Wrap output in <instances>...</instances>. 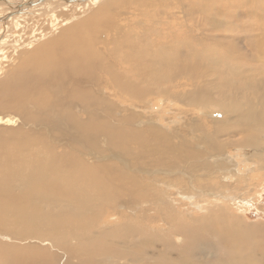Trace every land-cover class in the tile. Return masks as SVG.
Instances as JSON below:
<instances>
[{"label":"bare ground","instance_id":"bare-ground-1","mask_svg":"<svg viewBox=\"0 0 264 264\" xmlns=\"http://www.w3.org/2000/svg\"><path fill=\"white\" fill-rule=\"evenodd\" d=\"M40 1L7 0L11 4L1 11L0 22H14L15 28L21 13L37 20L58 7L27 11L24 5L15 13L13 5L34 7ZM75 1L82 2L56 0L62 11L73 12L66 13L70 19L62 21L64 29L27 42L31 49L22 54L17 70L0 79V111L24 115L21 127L0 129V264H264V235L255 240L244 232L218 233L190 210L189 224L176 227L186 237L179 243L178 236H170L178 212L170 203L174 199L162 201L154 192L166 190L157 176L187 181L190 175L179 171L178 162L192 165L193 172L215 171L220 169L215 161L212 167L198 163L212 156L222 161L223 145L264 146L259 136L264 131V0H104L126 8L138 3L136 18H156L160 28L148 26L141 35L132 29L123 34L119 19L108 11L113 4L98 7L101 0H89L91 9ZM76 9L84 19L68 23ZM57 12L40 25L45 29L51 21V34L62 23ZM119 64L129 72L120 71ZM173 78L174 86L168 87ZM109 90L125 102L142 103L151 94L168 96L165 104L191 111H224L216 132L205 138L212 151L203 157L189 143L170 139L168 123L174 122L155 121L145 130L143 119L130 127L125 115L113 116ZM6 114L0 112V124L14 127L19 121ZM199 122L194 131L202 130ZM236 136L240 140H230ZM154 165L159 169L152 170ZM182 193L179 197L187 200ZM120 198L132 212L107 222L112 209L127 208ZM143 204L163 209L158 220L166 231L151 230L153 218L138 221ZM206 230V237L191 233ZM207 247L216 260L204 261Z\"/></svg>","mask_w":264,"mask_h":264},{"label":"rangeland","instance_id":"rangeland-1","mask_svg":"<svg viewBox=\"0 0 264 264\" xmlns=\"http://www.w3.org/2000/svg\"><path fill=\"white\" fill-rule=\"evenodd\" d=\"M17 1L19 2L20 0H16V2ZM23 1H26V0H23ZM67 1H71V0H67ZM80 1H82V2L81 3L77 2V1H75V2L79 3L80 6L87 4L91 9L93 8L90 5L91 2H89V0H80ZM134 1H137V0H134ZM106 2H108V1L106 0ZM142 2H144V1H142ZM153 2L155 3L154 0H153ZM157 2L159 3L161 1H157ZM39 3L40 4H37L34 7H29L28 5H25L27 7L24 6L23 8H26V10L29 11V10H34L35 8H43V9L47 10V8L52 7L51 5H53V6L57 5L58 7L60 6V5H58L59 3L56 2V0H53V1L52 0H45V1L42 0ZM43 3L45 6L43 5ZM64 3H66L65 5L69 4V2H64ZM71 4H73V3H71ZM101 4L104 5L105 1L101 0V3H99L97 6L98 7L103 6ZM109 4H113V3L110 2ZM109 4L106 3L105 6H109ZM9 5L10 4L6 1L0 2V14L1 15H3L4 10L7 7H9ZM129 5H130V8H129V6H128V8H126V6L119 7L117 5L115 6V4H113L114 7L111 5L110 9H108V11H111L113 14H115L116 18L119 19L120 25L124 30L123 31L124 35L127 34L126 32H128L129 29H132V31L136 35L137 34L141 35V34L147 32V29L149 30L150 28H153V29L160 28V26L154 25L153 20H157V19L156 18L153 19V16H151L152 20L150 19L151 17L150 18L147 17L148 20L144 21L145 23L143 22V19H146V18H143L142 16L139 17L140 19L136 18L137 17L136 14L138 12H140L141 7H139V10H137V11H135L134 8L140 4H138V3L132 4V2H131ZM131 6H133V7H131ZM10 7H12V6H10ZM58 7H56V6L52 7L51 9L54 8L55 10H53L52 12H49L50 14H47V15L51 16L54 14V12L59 11L57 13H58L59 18H61V19H58L56 17L57 16L56 13L54 14V15H56L55 17H56L58 22H59V20H60V22H62V21L64 22V20H69L70 17L67 16V14L70 15L71 13L73 14V12L69 13V11L67 12L66 10L62 11L61 9H65L64 6H62V8H58ZM115 7H117V8H115ZM12 9L15 10L13 7H12ZM72 9H74V8H72ZM96 10H93V12H95ZM60 11L62 12V17L59 14ZM77 11H78V14L76 13ZM79 11L80 10L76 9V11L73 15L74 20H71L68 23H72L77 19H80V20L84 19V17H83L84 13L80 12V13H82V15H81L79 13ZM10 12H12V11H10ZM93 12L90 14H93ZM64 14L67 17L66 16L63 17ZM119 14H120V16H118ZM122 14H124V15H122ZM28 15H26V14L23 15V13L19 14V16H17L14 19V20H18V22H17L18 25L16 24L15 28L13 27L14 22H12L11 24H10V21L9 22H7V21L0 22L1 23V25H0V37H1L0 38V44H1L0 45V79L5 78V75L10 74L11 72L14 73L15 70H17L16 66L21 61L22 54L25 51H27L28 48L31 49V47L27 45V42L31 41V39H34V37L41 39L42 36H47L49 34H50V36L51 35L56 36L60 31H62L64 29V28L63 29L61 28V27H63V25L65 26V24L62 22L59 24V27L56 30H53L54 32H52V33H55V34H51V33H49L52 31L51 30L52 28H50L51 27V21L46 20L47 21L46 28L48 30L46 28L43 29L42 26L40 27V25H42L41 23L45 24L44 23L45 20H43V19H48V18H50L49 16H46V18H43L44 17L43 15H40L38 17L36 16L37 20H34L35 15H29V16ZM76 15H78V16L80 15L81 17L80 16L76 17ZM109 15H110V13H109ZM86 16H89V13ZM131 16H133V17H131ZM12 17H15V16H12ZM223 17H225L227 19L226 16L223 15ZM131 18H134L136 21H134V20L129 21V23L125 22ZM29 19H31V20H29ZM218 19H222V17H218ZM50 20H53L52 17ZM137 20L138 21L140 20V21L138 22ZM121 21H123V22H121ZM148 21L152 25H149ZM48 22H50V23H48ZM4 25L6 28L4 27ZM128 26H131V27L129 28ZM132 26H134V27H132ZM34 27L36 28V30L34 29ZM39 28L40 29L42 28V29L40 30ZM37 29H38V31H37ZM44 30L45 31L47 30V31L45 32ZM58 30H59V32H58ZM34 31H36V32H34ZM39 31H41V32L39 33ZM37 32H38V35H35V34H37ZM41 33H42V35H41ZM43 33L45 35H43ZM122 37L125 38L126 36H122ZM119 38H121V36H119ZM19 55H20V57H19ZM116 65H117V63L115 64V66ZM118 69L121 71L123 69V65L119 64ZM123 72L128 73L129 70H127V68H124ZM140 73H142V72H140ZM166 84L168 87H173L174 86V78L171 80V83H166ZM169 84L171 86H169ZM181 91H183V89H181ZM108 92L109 93L107 95L109 96L111 103L114 104V106L112 107L113 116L117 117V116H115L116 112H118L122 116L125 115L126 117L124 116V118L128 119V121L130 122V125H131L130 127H134V126H132V124L139 123L143 119L145 122V124H144L145 130L150 129L151 128L150 124H152V122H155V121H157L159 125L161 123L165 126H166L167 122H174V123H172V125L168 123L169 126H173L169 132L172 133L174 137L172 135L168 134L170 139H172L176 143L181 144L182 146H183V144L189 143L188 145H190L195 151L197 149V152L202 151L204 153V151H206V152L212 151L210 149L209 143H206L205 138L209 135L210 136L213 135V133L216 132L217 126H216L215 122L224 118L223 117L224 111L221 110L222 111L221 112V111H216V110H208L207 108L191 111L189 107H186V106L184 107L182 104H179V103H177L175 106H173L169 103L165 104L167 99H168V96L167 97H165V96L164 97H158L156 95H151V94L147 97V99H144L145 101L142 100V103L138 100H135V99H131L130 101L125 102V100L123 101V99L120 98L119 93L113 92L111 90H109ZM115 93L118 94V95L116 94L117 98H115L116 97L114 95ZM153 96H155V97L153 98ZM118 97H119V100H118ZM121 99H122V101H121ZM172 100L175 101L176 99L172 98ZM261 109H262V107H261ZM0 112L3 115H5V113H7L6 115L10 114L11 116H14L19 121L17 124H15L14 127H13V125L8 126V125H3V124L1 125L0 124V129L5 127V128H3V132H5V129H13L15 127H21L22 126V122L24 121L23 120L24 115L22 114L21 111H6V112L0 111ZM22 115H23V117H22ZM81 116H83V114L80 115L79 117H81ZM17 117H20V119H18ZM166 120H167V122H166ZM198 120L200 121L199 122L200 125H202V130L194 131L192 126H193V124H196L195 122ZM6 126H8V127H6ZM235 130H237V129L235 128ZM143 132L145 133L146 131H143ZM206 133H207V135H205ZM195 136H197V137H195ZM259 136L262 137V139H263L262 141H263V145H264V131L259 133ZM146 137H148L149 142L153 141V139L150 137V134H146ZM179 138H181V139H179ZM227 139H228V137L222 138V140H227ZM230 140L237 142L238 140H240V136L233 137ZM194 143H196V144H194ZM197 143H198V145H197ZM223 147L224 148L222 149V152H221L222 156L220 157L221 159L223 158L222 161L217 160V158H218L217 156H212L211 158L209 157L210 160L209 159H204V160L200 159L199 161H203V162L198 163V164H203L205 162L208 165V167H212V165L214 163L213 161H215V164H217L216 168L220 167L219 170L217 169L214 171L212 168L213 171H211V170H205V171L200 170L198 172H193L195 167H193L192 165H190V166L189 165H186V166L181 165V163L178 162L180 164L179 171H184V172L188 171V173L190 175V176H188V178H186L187 181L186 180L181 181L180 179L175 178V177H172V178L167 177V179H166L165 175H163L162 179H160L159 176H157V178L159 180L158 181L159 184L164 186L165 187L164 189H166V190L158 191L156 189V187L152 186V189L157 190V191H154V192H156V195L158 194L157 198L163 199L162 201L169 202L170 198L174 199V201H170V203L174 206V208L176 210H178V212H177V214H174L176 216L175 221L174 220L171 221V222H175V223L171 224V225H174V227H171L172 234L170 236H172V237L178 236L176 239H179L178 240L179 243L186 242V237H185V234H182L178 231L175 232L177 230L176 227L180 224H182V225H186V224L188 225L189 224V221L188 222L185 221V216H186V213L188 210L193 211L194 216L199 217V218H203L204 220H208L209 222H212V224H211L212 227L218 233H220L221 230L222 231L230 230L231 232H238V233L244 232L255 240L258 238V236H260V234L264 235V159H263L264 158V146L259 145V149H257L258 151L256 150V148H258V147H256V146L252 147L250 145L243 144V143H240L239 145L230 143L228 145H223ZM248 149H249V151H248ZM213 152H215V151H213ZM203 153H201V155L204 157L205 153L204 154ZM227 154L230 157L227 158ZM249 155L251 156V158ZM225 156H226V158H225ZM131 159H132V157H131ZM229 160H232V161H229ZM146 162H148V161H146ZM150 164H151V162H150ZM134 168H136V167H134ZM151 169L156 170L159 168L156 165H154L151 167ZM171 172H175V171H171ZM129 173H130V171H129ZM177 175H179V174H177ZM177 181H181V182H177ZM197 183H199V185L195 186ZM167 187H169V189ZM210 190H211V193H210ZM180 191L183 192L182 194L186 198L188 197L187 200L179 197ZM211 194H213V195H211ZM122 202L125 203V205H126L125 199H123ZM156 209L157 208L155 207L154 204H152V205H144V204L140 205V210L142 211V214H140L141 220H138V221L146 222L147 219L153 218V220H152L153 223L151 222L152 224H150L148 227L152 226L150 228L151 230L152 229L153 230L161 229L163 231H166L165 228H168V227L164 226V224L162 222L159 223V220H158V218L163 216V215H161V213H163V209L161 210V212H159V210H156ZM129 210H130V212H132L131 209L128 208V206L126 209H124V208L123 209H118V208L112 209L111 213L108 215L109 217H111L112 220L107 219V222H109V221H110V223L115 222V220L119 219L118 215L120 212L127 213V212H129ZM114 216L116 218L115 220L113 219ZM138 221H137V224H141ZM244 223L249 224L251 226L246 228V227H244ZM207 232L208 231L206 230V232L192 231L191 233L194 235H198V234L202 233V234H205V237H206V236H208ZM179 233L182 235H180ZM203 250H204L203 252L208 251V253H206V255H205L204 261L214 260L216 258L215 253L213 254V252H209L208 247L203 249ZM225 255H226V253L224 254V252H221L219 257H225Z\"/></svg>","mask_w":264,"mask_h":264},{"label":"water","instance_id":"water-1","mask_svg":"<svg viewBox=\"0 0 264 264\" xmlns=\"http://www.w3.org/2000/svg\"><path fill=\"white\" fill-rule=\"evenodd\" d=\"M3 1H6L7 2V0H0V2H3ZM11 4V3H10ZM24 5H28V6H31V2H27V3H22V5H20L19 7H18V5H13L15 8H17V11H15V13H18V11H20V8L21 7H23ZM13 7V8H14Z\"/></svg>","mask_w":264,"mask_h":264}]
</instances>
